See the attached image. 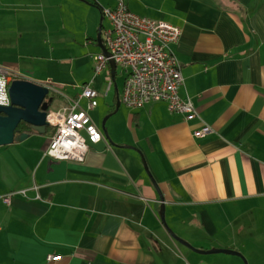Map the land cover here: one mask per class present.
<instances>
[{"label": "crops", "instance_id": "1", "mask_svg": "<svg viewBox=\"0 0 264 264\" xmlns=\"http://www.w3.org/2000/svg\"><path fill=\"white\" fill-rule=\"evenodd\" d=\"M117 1L0 0V64L50 79L62 101L89 83L97 122L101 111L114 112L118 86L111 72L101 91L91 53L101 50V7ZM124 2L180 27L169 44L183 77L178 92L198 115L185 118L164 101L123 102L132 137L111 124L114 143L92 144L83 161L46 155L48 127L0 145V264H264V0ZM113 86L110 106L103 95ZM203 123L212 131L193 135ZM140 152L174 233L243 257L199 252L171 235Z\"/></svg>", "mask_w": 264, "mask_h": 264}, {"label": "built area", "instance_id": "2", "mask_svg": "<svg viewBox=\"0 0 264 264\" xmlns=\"http://www.w3.org/2000/svg\"><path fill=\"white\" fill-rule=\"evenodd\" d=\"M101 12L107 24L101 28V37L107 53L102 50L91 54L94 73L107 68L108 83L112 84L110 60L124 74L120 101L129 106H139L148 101H164L169 110L183 113L185 118L198 115L192 100L180 96L178 88L183 81L180 63L170 47L178 39L181 29L169 21L139 15L131 11L124 0L113 7L102 6ZM24 78L17 70L0 64V104L10 103L8 87L13 79ZM55 90L47 79L40 82ZM105 91V92H106ZM97 88L89 83L81 85L80 92L68 96L58 108H49L46 121L52 133L45 154L54 158L83 161L90 146L104 139L99 125L91 118L89 109L96 103ZM86 99L82 106L80 100ZM212 131L203 123L193 130V135L204 136ZM52 259L59 255L52 254Z\"/></svg>", "mask_w": 264, "mask_h": 264}, {"label": "water", "instance_id": "3", "mask_svg": "<svg viewBox=\"0 0 264 264\" xmlns=\"http://www.w3.org/2000/svg\"><path fill=\"white\" fill-rule=\"evenodd\" d=\"M96 40L103 53H107L106 47L102 42L101 27L98 28ZM110 67L112 74H114L115 63L112 60H110ZM8 92L10 96V103L7 105L0 104V145L8 144L16 140H23L30 134L29 131L17 132V127L20 121H24L29 125L32 130L38 133L44 132L48 125L46 121V112L50 108V104L53 100V95L50 92L49 88L38 81L24 77L13 79L8 87ZM119 103V95L118 92H116V105L113 111L117 109ZM109 115L110 113H108L100 121L99 127L104 137L110 142L114 143L111 140L107 127L105 125L106 118ZM140 158L147 175L150 177L153 184L158 189V193L161 199V204L158 211L160 219L174 238L186 245H189L190 247L199 252L222 251L226 253L241 255L239 251L231 248H195L185 239L179 237L176 233H174V231L168 226L165 220L163 196L157 186L155 178L153 177L148 167L147 161L141 152ZM243 260L244 263L247 264V261L244 257Z\"/></svg>", "mask_w": 264, "mask_h": 264}, {"label": "rangeland", "instance_id": "4", "mask_svg": "<svg viewBox=\"0 0 264 264\" xmlns=\"http://www.w3.org/2000/svg\"><path fill=\"white\" fill-rule=\"evenodd\" d=\"M104 22H106L107 24V20H104ZM92 54V53H91ZM37 61H42V60H38ZM43 63V61H42ZM41 63V64H42ZM40 64V65H41ZM93 67H94V62L92 63ZM38 65V64H37ZM106 68L102 70V72L100 73L101 74V91H105L106 88H107V83H108V78L107 76L105 75V72H106ZM86 70L83 69V80H86L84 78V76L86 75L85 73ZM116 83H117V86H118V92L120 93L121 92V89H122V85H123V80H124V74L122 72H120V66L117 67V74H116ZM113 94H114V86L109 90L108 93L104 94L103 96L106 98V101L108 104H112V97H113ZM62 98L57 94V93H54V97H53V100L50 104V108H55V107H58L59 105H61V103H63V101L61 100ZM100 101H99V105L100 106H103V105H106V103H104L103 101V98H99ZM65 102V101H64ZM122 102V101H121ZM107 106V105H106ZM126 106H124V103H120V105L117 107V109L111 113L107 118H106V121H105V125L106 127L110 126L111 124L116 126V127H121L122 128V131H123V134L126 136V137H129L131 138L132 137V131H129L128 129V126H125L122 121H123V116H124V109ZM110 108V107H109ZM107 109V108H106ZM105 109V110H106ZM109 112L108 111H101L99 114H98V118H97V124L100 123V121L108 114ZM48 127V130L46 131L47 135L48 133L52 132V127L47 125ZM27 138V137H26ZM31 139H28L26 140V143L30 142ZM217 254L219 255H227L226 253L224 252H216ZM243 260V259H242ZM244 262V261H243ZM245 264V263H244Z\"/></svg>", "mask_w": 264, "mask_h": 264}, {"label": "trees", "instance_id": "5", "mask_svg": "<svg viewBox=\"0 0 264 264\" xmlns=\"http://www.w3.org/2000/svg\"><path fill=\"white\" fill-rule=\"evenodd\" d=\"M53 97H54V93L52 94ZM116 100V98H115ZM115 105H116V101H115V104H113V108H112V111L114 110L115 108ZM17 132H21V131H29V132H34V130H32L29 125L27 123H25L24 121H20L19 124H18V127H17Z\"/></svg>", "mask_w": 264, "mask_h": 264}]
</instances>
